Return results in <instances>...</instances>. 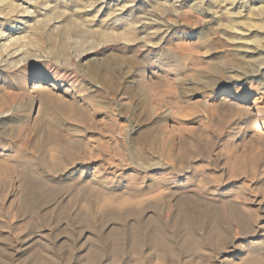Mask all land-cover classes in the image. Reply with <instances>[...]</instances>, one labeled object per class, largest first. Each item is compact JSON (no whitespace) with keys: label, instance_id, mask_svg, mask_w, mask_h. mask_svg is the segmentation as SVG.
<instances>
[{"label":"rangeland","instance_id":"obj_1","mask_svg":"<svg viewBox=\"0 0 264 264\" xmlns=\"http://www.w3.org/2000/svg\"><path fill=\"white\" fill-rule=\"evenodd\" d=\"M0 264H264V0H0Z\"/></svg>","mask_w":264,"mask_h":264},{"label":"bare ground","instance_id":"obj_2","mask_svg":"<svg viewBox=\"0 0 264 264\" xmlns=\"http://www.w3.org/2000/svg\"><path fill=\"white\" fill-rule=\"evenodd\" d=\"M127 24H129V23H127ZM123 25H126V24H123ZM123 27V26H122ZM125 30V29H124ZM70 33V32H69ZM121 33H122V31H121ZM117 34V33H116ZM130 36H131V33H130V31H124L123 33H122V37L124 38V39H129L130 38ZM105 37V36H104ZM108 37H111V35L109 34L108 35ZM121 37V38H122ZM106 39H108V38H106ZM70 46V45H69ZM67 46L66 45H64L63 44V46H62V52H64V53H66L67 52ZM56 69V68H55ZM57 71V70H56ZM55 70H52V69H50V70H48L47 72H46V75H47V77H52V79L50 80V85L49 86H52V87H55V85L56 84H59L60 83V81L62 80L61 79V76L59 77V75L57 74V72H56ZM46 78V77H45ZM44 78V79H45ZM43 79V77L40 79V81L39 82H37V83H35L34 85H33V88H38V87H40L41 85H42V81L44 80ZM63 86V85H62ZM261 117H259V122L261 121ZM258 128V127H257ZM256 129V128H255Z\"/></svg>","mask_w":264,"mask_h":264}]
</instances>
